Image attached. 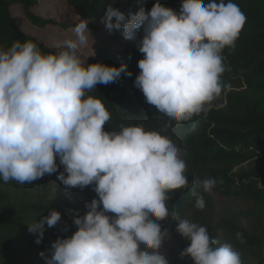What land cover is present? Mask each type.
<instances>
[{"label": "clouds", "instance_id": "1", "mask_svg": "<svg viewBox=\"0 0 264 264\" xmlns=\"http://www.w3.org/2000/svg\"><path fill=\"white\" fill-rule=\"evenodd\" d=\"M246 20L233 0H182L179 12L157 0L150 10L140 7L127 17L107 8L105 27L122 29L143 54L133 86L167 118L161 130L143 124L104 129L111 112L91 93L98 84L133 74L126 63H87V20L80 19L55 51L45 53L28 39L0 47V181L31 184L58 173L66 190L91 186L96 193L85 203L86 213L74 219L76 231L40 253L46 264H170L162 250L168 231L160 223L169 218L189 242L181 256L193 264H243L231 243L221 244L206 226L169 206L171 193L190 182L187 151L164 130L206 113L221 95L229 70L223 53L235 50ZM199 184L210 193L217 180ZM192 196L194 207L203 210L204 196ZM60 221L61 213L50 209L28 230L39 234V244L46 226Z\"/></svg>", "mask_w": 264, "mask_h": 264}, {"label": "trees", "instance_id": "2", "mask_svg": "<svg viewBox=\"0 0 264 264\" xmlns=\"http://www.w3.org/2000/svg\"><path fill=\"white\" fill-rule=\"evenodd\" d=\"M60 1L74 10L80 19L88 21L92 40L102 39L101 42L96 41L93 48L84 49L92 56L90 64L102 62L119 67L121 63H126L133 74L131 77L122 75L118 81L108 85L98 84L91 93L101 96L111 112V120L104 129L118 131L121 124H143L147 129L161 130L167 118L157 113L154 106L145 101L143 93L133 86L140 71L137 64L143 54L138 51L134 41L123 37L122 29L109 31L102 22L109 6L127 17L129 12L135 13L140 7L150 10L157 0ZM41 2L0 0V47H10L17 39H28L35 41L45 53L56 50L20 29L13 15L15 9L23 21L36 29L54 28L57 32H72L77 23L66 25L52 16L42 15L39 12ZM233 2L240 7L247 20L236 41L235 50L225 49L223 53L229 69L222 77L225 88L206 113L182 125L173 124L164 131L187 151L188 173L195 176L198 182L215 178L217 184L212 192L219 200H233L242 204L251 232L247 233L232 224L213 226L207 209L194 207L193 191L200 192L205 198L206 192L200 184L195 187L190 182L188 188L173 191L168 203L182 217H185V211L190 212L191 220L206 226L210 235L221 244L231 243L239 252L259 250L264 254V0ZM159 3L179 12L182 0H159ZM137 35L142 37V30H137ZM100 46L102 49L95 53ZM61 170L62 166L58 172ZM57 174L36 180L38 185L34 189L31 188L34 181L31 184L0 181V189H5L3 193L0 191V252L25 257L29 264H46L40 253L47 254L58 237H68L76 231L74 219L86 213L85 203L95 198L96 193L91 186H87L84 189L73 188L74 194L69 195L63 185L59 188L51 184L49 178ZM21 188L32 190L36 198H27V194L24 198H17ZM56 192H59V196ZM50 209L61 213V221L55 227L46 226L43 239L37 244L39 234L30 233L28 225L47 215ZM160 223L162 230L168 231L166 242L173 241L177 247V255L169 260L170 264H193L190 257L181 256L189 242L176 232V222L169 218ZM65 227L68 230L62 232L61 229ZM237 233L242 234L241 238H237Z\"/></svg>", "mask_w": 264, "mask_h": 264}, {"label": "rangeland", "instance_id": "3", "mask_svg": "<svg viewBox=\"0 0 264 264\" xmlns=\"http://www.w3.org/2000/svg\"><path fill=\"white\" fill-rule=\"evenodd\" d=\"M42 8L40 9V13L44 16H52L55 18L57 22L64 23L66 25L79 23L80 18L78 14L68 7L64 2L60 0H41ZM47 1V2H45ZM13 15L17 20V24L20 29H22L26 33H31L35 35L39 40H42L48 47L57 49L60 43L67 37L72 36L73 32L64 33V32H57L54 28H45V29H36L34 27L29 26L25 21H23L16 10H13ZM100 29H104L100 27ZM89 38V45L88 47L92 48L97 42H101L102 39L99 40H92V36ZM96 35H94L95 37ZM102 47H98L95 49V53L101 50ZM83 51V55L85 57L89 56L90 54ZM92 60V56H89L87 59V63L90 64ZM59 163V161H57ZM63 167V166H62ZM63 171V170H61ZM188 180L189 182L196 181L195 187L199 186V182L197 181L196 177L192 174L188 173ZM56 176H51L50 182L52 185H56L60 188L62 184L56 179ZM38 182L34 181L32 183L31 188L37 187ZM5 189L1 188L0 191L3 193ZM29 190V191H27ZM73 188L67 190L69 195H73L72 192ZM59 196V192H56ZM16 195L17 198L26 197L27 198L35 199L36 194L27 188H21L20 191ZM205 202L207 209V216L211 219L213 226H224L227 224H232L235 227L246 231L247 233L251 232V227L249 221L245 217V210L240 202L233 201V200H219L217 195L214 192L206 193L205 194ZM185 217L191 220V214L188 211H185ZM163 251L166 252L169 260L173 259L177 255V247L173 241H168L163 245ZM242 255L243 264H264V254L262 251L259 250H247L244 252H240ZM0 264H29L25 257H18L6 251L0 252Z\"/></svg>", "mask_w": 264, "mask_h": 264}]
</instances>
